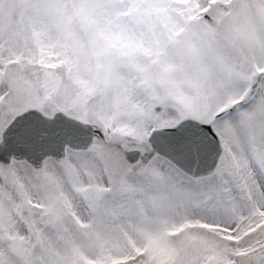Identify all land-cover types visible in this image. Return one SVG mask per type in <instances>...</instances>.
I'll list each match as a JSON object with an SVG mask.
<instances>
[{
  "label": "snow or ice",
  "instance_id": "obj_1",
  "mask_svg": "<svg viewBox=\"0 0 264 264\" xmlns=\"http://www.w3.org/2000/svg\"><path fill=\"white\" fill-rule=\"evenodd\" d=\"M0 264H264V0H0Z\"/></svg>",
  "mask_w": 264,
  "mask_h": 264
}]
</instances>
